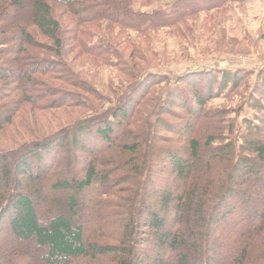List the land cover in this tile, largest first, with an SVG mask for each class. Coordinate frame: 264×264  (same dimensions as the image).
I'll list each match as a JSON object with an SVG mask.
<instances>
[{"label":"trees","instance_id":"obj_1","mask_svg":"<svg viewBox=\"0 0 264 264\" xmlns=\"http://www.w3.org/2000/svg\"><path fill=\"white\" fill-rule=\"evenodd\" d=\"M173 1L182 3L175 8L177 16H170L179 21L218 2L245 0ZM13 3L14 13L0 5V56L23 53L19 47L10 46L15 39L6 36L13 26L17 27L14 20L23 8L21 0ZM31 3L33 24L55 42L57 51L62 48L56 39L61 27L54 18V6L74 17L90 13L86 19L90 22L108 19L117 25L121 23L111 17H129L136 10L133 3L124 0ZM154 25L158 26L150 24ZM17 37L18 46L34 43L25 31ZM16 62L17 58L8 59L0 67V80ZM37 62L32 69L21 66L10 79L19 81L24 77L28 81L33 73H48L56 66ZM221 80L222 90L229 83L236 90L241 76L226 74ZM179 83L183 91L168 97L156 122L152 144L139 136L129 143L125 141L128 129L124 124L131 112L122 107L110 118L102 115L72 126L51 142L29 148L25 144L15 152L0 153V264H264V119L260 120L261 132L247 128L259 133H248L240 146L243 155L250 157L237 156L231 144L212 147L216 137L211 136L202 148L193 134L205 116L204 106L221 93V83L211 73L191 74ZM260 85L258 93L264 94V78ZM23 99L35 103L33 97H22L20 102ZM17 102L0 106V133L12 124ZM251 107L264 113L258 102ZM173 109L185 116H178ZM163 116L177 119L182 127L166 122ZM163 133L182 141L184 150L159 148L157 143L168 139ZM114 144L129 155L128 163L103 159L102 153ZM117 165L132 171L120 182L130 183L135 189L110 210L101 196L121 189L114 188L119 184H113L112 174L105 167ZM145 169L149 174H143ZM105 236L116 242H100ZM23 246V251H16Z\"/></svg>","mask_w":264,"mask_h":264},{"label":"rangeland","instance_id":"obj_2","mask_svg":"<svg viewBox=\"0 0 264 264\" xmlns=\"http://www.w3.org/2000/svg\"><path fill=\"white\" fill-rule=\"evenodd\" d=\"M21 1L23 8L17 11L14 20L17 27L13 26L6 36L15 39L10 46L19 47L23 53L16 57L0 56V67L8 59L17 58L12 68L7 69L9 74L0 80V106H13L19 100L15 104L12 124L0 133V153L15 152L25 144L29 148L41 142H51L72 126L102 115L110 118L122 107L131 112L129 121L124 124L128 129L125 141L129 143L139 136L152 144L156 122L168 97L183 91L179 81L199 73L216 75L220 83L222 75L239 73L241 76L236 90L231 89L230 83L222 90L224 85L221 83V93L204 106L205 116L193 134L202 148L206 138L211 136L216 137L212 147L231 144L236 155L242 156L240 146L243 139L248 133L262 131L260 120L264 119V113L251 106L258 102L264 110V94L258 93L264 78V0L218 2L208 10L187 14L179 21L170 16H177L175 8L181 2L129 0L136 9L132 10L131 16L110 18L118 19L121 25L108 19L90 22L86 20L90 13L74 17L54 6V18L61 27L56 37L62 47L58 51L55 42L43 36L33 24L31 0ZM124 1L131 5L128 0ZM1 4L3 8H11L12 13L16 10L13 0H3ZM78 20L85 23L79 24ZM151 23L158 26H150ZM20 31L31 36L33 45L18 46ZM72 32L74 35H70ZM37 60L48 63V67L53 63L55 69L50 67L48 73H33L28 81L24 77L19 81L10 79L13 72H20L21 66L32 69ZM216 89L215 86L214 91ZM22 97H33L35 103L25 99L20 102ZM172 112L185 116L178 109ZM162 118L182 127L175 118ZM247 128L259 129V132ZM162 136L168 139L157 143L159 148L184 150L182 141L172 139L166 133ZM138 142L143 145L142 141ZM102 154L103 159L113 158L116 164L128 163L130 158L116 144ZM149 158L153 160L150 154ZM122 165L111 169L105 167V171L112 174L113 184H119L114 188L121 189L101 196V201L109 203L110 210H115L114 206L123 203L128 192L135 189L130 183L121 184V179L127 176L125 174H133ZM146 169L143 174H149ZM44 174L48 173L45 171ZM83 204L90 206L86 201ZM99 241L116 242L106 236ZM24 249L23 246L16 251ZM103 264L110 263L104 261Z\"/></svg>","mask_w":264,"mask_h":264}]
</instances>
